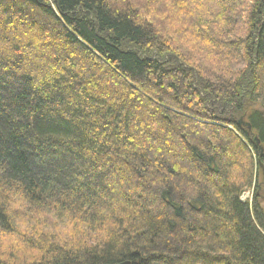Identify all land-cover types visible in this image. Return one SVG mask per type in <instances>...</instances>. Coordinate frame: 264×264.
<instances>
[{
  "label": "trees",
  "instance_id": "obj_1",
  "mask_svg": "<svg viewBox=\"0 0 264 264\" xmlns=\"http://www.w3.org/2000/svg\"><path fill=\"white\" fill-rule=\"evenodd\" d=\"M256 136L264 0H0V264H264Z\"/></svg>",
  "mask_w": 264,
  "mask_h": 264
},
{
  "label": "rangeland",
  "instance_id": "obj_2",
  "mask_svg": "<svg viewBox=\"0 0 264 264\" xmlns=\"http://www.w3.org/2000/svg\"><path fill=\"white\" fill-rule=\"evenodd\" d=\"M253 182H255V186H253L251 190H249V191H247L245 193V195L243 196V198L245 200H247V198H252V196H253L252 193H254V190L256 191V188H257V186L259 184H261V193L264 192V171L263 170H261V171L258 170V172H257V170H255V178H254V181ZM262 204L264 206V197L262 199ZM11 238L13 239V237H11ZM1 239H3V241H4L5 244L8 243L7 240L5 239V236L4 235L1 236Z\"/></svg>",
  "mask_w": 264,
  "mask_h": 264
},
{
  "label": "water",
  "instance_id": "obj_3",
  "mask_svg": "<svg viewBox=\"0 0 264 264\" xmlns=\"http://www.w3.org/2000/svg\"><path fill=\"white\" fill-rule=\"evenodd\" d=\"M238 123H239L240 125H243V126L247 127L248 130H252V125H251V123H250L248 120H246L244 116H242V117L239 119ZM254 142L256 143L257 147H259V149L261 150V152H263L264 148H263L262 146H259V144H260V140H259L258 136H256V137L254 138ZM111 264H131V262L127 260V261L117 262V263H111Z\"/></svg>",
  "mask_w": 264,
  "mask_h": 264
},
{
  "label": "bare ground",
  "instance_id": "obj_4",
  "mask_svg": "<svg viewBox=\"0 0 264 264\" xmlns=\"http://www.w3.org/2000/svg\"><path fill=\"white\" fill-rule=\"evenodd\" d=\"M213 118H214V119H216V118H215V116H214ZM216 120H217V119H216ZM253 186H255V183H254V185H253Z\"/></svg>",
  "mask_w": 264,
  "mask_h": 264
}]
</instances>
